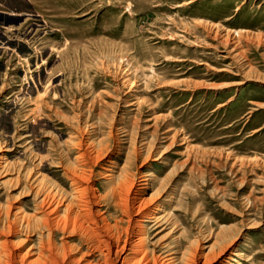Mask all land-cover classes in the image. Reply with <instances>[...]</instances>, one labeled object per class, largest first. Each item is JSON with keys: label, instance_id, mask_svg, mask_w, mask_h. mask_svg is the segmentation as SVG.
<instances>
[{"label": "rangeland", "instance_id": "rangeland-1", "mask_svg": "<svg viewBox=\"0 0 264 264\" xmlns=\"http://www.w3.org/2000/svg\"><path fill=\"white\" fill-rule=\"evenodd\" d=\"M0 3L21 9L0 34V264H47L50 244L103 263L91 222L70 221L73 172L118 245L131 198L153 197L147 264L191 248L197 264H264V0ZM227 33L250 39L224 47ZM91 144L97 160L76 158Z\"/></svg>", "mask_w": 264, "mask_h": 264}, {"label": "bare ground", "instance_id": "bare-ground-1", "mask_svg": "<svg viewBox=\"0 0 264 264\" xmlns=\"http://www.w3.org/2000/svg\"><path fill=\"white\" fill-rule=\"evenodd\" d=\"M214 34L216 35V33H214ZM243 37H244L243 40H246L248 38L250 39L249 35H245V36L237 35V34L230 35L229 33H227L223 36L224 40L221 42V44L223 43L222 45L224 46V44L226 45L229 41H234L235 44H237L239 42V40H241ZM254 39L256 40L258 45L264 46V42L261 40V37L256 36ZM124 82H126V80ZM129 88L131 90L132 85H130ZM78 135H79V141L77 142V146L78 145L81 146L83 144V136H82L83 134L81 132ZM87 147L88 148H86L84 151L79 153V155L76 157L80 161L91 160L92 158H95L94 160H97L101 156V154L98 152H94V155H91V151H94L95 145L91 144V146H87ZM1 161H2V157H0V163H1ZM73 173H74V175H72L71 185L74 187V190H72V191L74 193V197L78 199L77 201L79 203H82L81 204L82 206H80V207L84 208V209L77 210L75 213V217L73 219H71L70 221H72L74 224H77V225L79 224V228H80V226L84 225V223L91 222L90 224L93 227L92 232L94 234L93 237L98 241V248H99L100 252H103V254H104L103 255L104 261L102 264H117V262H116L117 260L120 261L121 264H147L146 260H147L148 254H147L146 244L144 241V236H145V231H146L145 230V223L151 219H155V215L158 213L157 212L155 214V212L157 211L156 208H154L153 206L150 205L151 201H152V203L154 202L153 197L149 196V198L147 197L148 199H144V201L140 202L138 200V198H139V195L141 194L142 191H137V192H139V194H137L136 196H133L131 198V201L134 204H132V206H131L132 210L128 214L129 226L127 228L128 230L125 229L127 231L126 239L123 242L121 241L122 244L118 245L117 244L118 242L116 241V239H114L112 237V235L109 234L106 230L102 229V227L101 228L98 227L96 225V221H93L91 218V213H90L87 205L89 203H91L90 199H91V196H94V192H93L92 188L90 187L89 182L87 181V178L84 175L78 174L77 172H73ZM147 185L148 184L145 183V187H142L143 188L142 190L145 191L146 187H148ZM127 186H128L127 187L128 189L126 191L127 196L125 198H128V194H129V192H131L130 189L133 188V183L130 181ZM89 192H90V194H89ZM51 198L49 197L47 199H44L42 201L43 204H42V207L40 209H41L42 216L46 217L45 221L49 224L56 225L59 222L56 221V217L53 218V216H55L56 210L52 208V204H53L52 202L53 201L51 200ZM60 205H58V206L60 207ZM45 207H46V209H45ZM42 208H44L45 210H43ZM66 209H68V208H66ZM94 218H96V216ZM46 222H45V226H46ZM83 232H85V230ZM86 235H88V234L86 233ZM96 244H97V242H96ZM13 250L15 251V249H13ZM54 250L55 249H53V247L50 244L48 246V250H47V255H48L46 257L47 258L46 259L47 264H67L70 261L71 256L68 255L67 250L64 251V254L62 255L61 259L57 257ZM11 251H12V248H11ZM195 252L196 251L193 248H191L190 251L187 253V255L185 254L186 256H183L184 254L181 256L179 261L181 262V260H183L184 264H197V260L200 258V256H198V253L197 252L195 253ZM9 254H10L9 260H11L13 263H16L15 260L17 259V254L16 253H10V252H9ZM206 256L207 255H205V257H203V259H201L202 260L201 264H225V259L223 258V256L218 257V258L216 256L214 258H210L211 256L209 257V255L207 257ZM11 261H10V263H11ZM156 261L157 260H155V262L153 261V264H173L174 263V261H171L169 259L168 260L162 259L159 262L158 261L156 262ZM43 264H45V263H43Z\"/></svg>", "mask_w": 264, "mask_h": 264}, {"label": "crops", "instance_id": "crops-1", "mask_svg": "<svg viewBox=\"0 0 264 264\" xmlns=\"http://www.w3.org/2000/svg\"><path fill=\"white\" fill-rule=\"evenodd\" d=\"M7 6H8L7 4L0 3V7L5 8V9L0 8V34H3L5 31H8L9 28H13L14 26L19 25V23L17 22L16 25L11 26L10 24H13V23L12 22L9 23L10 22L9 20L10 19H18V17H13V15L15 14L16 16H19L20 15L19 12L21 11V9H15L14 7H9L10 11H7L6 10ZM18 10H20V11H18ZM22 21H20V23H22ZM0 39H2V38L0 37ZM1 53H3L2 46H0V54Z\"/></svg>", "mask_w": 264, "mask_h": 264}]
</instances>
